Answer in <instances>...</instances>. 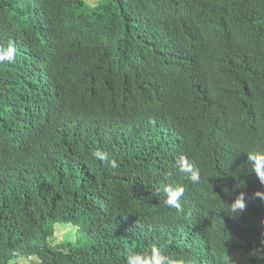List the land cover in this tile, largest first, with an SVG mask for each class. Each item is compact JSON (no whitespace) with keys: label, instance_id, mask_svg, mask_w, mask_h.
Here are the masks:
<instances>
[{"label":"trees","instance_id":"16d2710c","mask_svg":"<svg viewBox=\"0 0 264 264\" xmlns=\"http://www.w3.org/2000/svg\"><path fill=\"white\" fill-rule=\"evenodd\" d=\"M87 2L0 0V46L16 50L0 62V264H126L153 246L182 264L238 250L264 264L246 156L264 151V0ZM168 184L185 188L182 213ZM58 223L74 244L49 242Z\"/></svg>","mask_w":264,"mask_h":264},{"label":"clouds","instance_id":"9594fccd","mask_svg":"<svg viewBox=\"0 0 264 264\" xmlns=\"http://www.w3.org/2000/svg\"><path fill=\"white\" fill-rule=\"evenodd\" d=\"M15 48L9 46L7 49L0 46V62H15ZM96 160L102 162L107 167L111 169H118L120 165L115 159H109L107 153L102 151H96L93 153ZM247 161L252 166V172L259 183L264 186V151H251L246 153ZM178 171L183 174L185 179L193 184L199 183L201 180V174L199 168L196 166L195 162L190 160L187 155H180L177 160ZM163 191L167 196L165 204L170 208L176 209L178 212H183L181 205V197L184 195L185 188L183 185L177 184L165 185ZM254 198H259L261 202H264V192L256 191L253 194ZM227 213L235 217L243 214L247 207V201L245 198V193H239L231 204H227ZM190 215V213H189ZM76 232V230H75ZM32 259L33 257L30 256ZM126 264H182L181 261H176L171 259L169 256L161 253L160 249L153 246L150 252L145 253H130L126 256Z\"/></svg>","mask_w":264,"mask_h":264},{"label":"rangeland","instance_id":"374dc122","mask_svg":"<svg viewBox=\"0 0 264 264\" xmlns=\"http://www.w3.org/2000/svg\"><path fill=\"white\" fill-rule=\"evenodd\" d=\"M100 0H88V4L92 7L97 6ZM55 236L49 239V242L54 246H59L64 242H70L74 244L75 241V230L77 227L73 224L58 223L55 225ZM248 253V252H247ZM245 253L242 250L235 251L230 254L228 258L231 261V264H251V258L256 254ZM34 256L32 259L30 257L24 256L20 257L16 261H13L11 264H33L36 261Z\"/></svg>","mask_w":264,"mask_h":264}]
</instances>
